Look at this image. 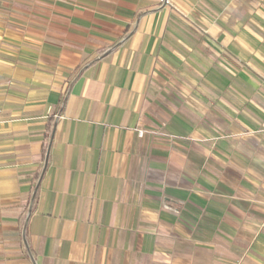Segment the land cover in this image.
<instances>
[{
	"label": "crops",
	"instance_id": "1",
	"mask_svg": "<svg viewBox=\"0 0 264 264\" xmlns=\"http://www.w3.org/2000/svg\"><path fill=\"white\" fill-rule=\"evenodd\" d=\"M0 264H264V0H0Z\"/></svg>",
	"mask_w": 264,
	"mask_h": 264
},
{
	"label": "built area",
	"instance_id": "2",
	"mask_svg": "<svg viewBox=\"0 0 264 264\" xmlns=\"http://www.w3.org/2000/svg\"><path fill=\"white\" fill-rule=\"evenodd\" d=\"M164 4H169L170 0H162Z\"/></svg>",
	"mask_w": 264,
	"mask_h": 264
},
{
	"label": "rangeland",
	"instance_id": "3",
	"mask_svg": "<svg viewBox=\"0 0 264 264\" xmlns=\"http://www.w3.org/2000/svg\"><path fill=\"white\" fill-rule=\"evenodd\" d=\"M160 2H161V4H162V5H164V6H166V5H169V4H170V2H169V4H164V3L162 2V0H160Z\"/></svg>",
	"mask_w": 264,
	"mask_h": 264
}]
</instances>
